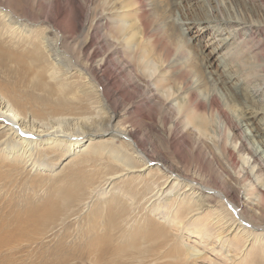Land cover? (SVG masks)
Listing matches in <instances>:
<instances>
[{
	"label": "bare ground",
	"instance_id": "obj_1",
	"mask_svg": "<svg viewBox=\"0 0 264 264\" xmlns=\"http://www.w3.org/2000/svg\"><path fill=\"white\" fill-rule=\"evenodd\" d=\"M10 2L13 1L3 0L2 4L7 6ZM48 2L50 10L57 12L53 19L49 9H44ZM82 3L87 6L89 0L33 3L34 11L35 5L39 7L34 21L51 18L60 25L70 11L76 13L71 30H66L61 39L47 27L28 26L14 20L9 12H0L1 28L7 35L0 36V44H21L14 53L0 46V119L6 121L0 122V154L10 165L22 166L24 170L30 162L35 167L53 157L57 160L75 155L74 151L81 149L83 137L92 135L101 139L95 147L103 149L98 158L108 155L104 173L94 171L96 176L84 184L83 171L77 168L81 163L71 165L74 167L70 175L78 189L67 197L65 205L43 213L44 227L55 221L58 213H62L63 223L84 210L86 201L96 192L100 203L116 209L118 226L110 225L108 236L113 241L115 230L133 238L141 233L146 239V232L152 228L161 237L160 242L155 240L138 249L141 264H260L250 261L258 252L256 248H264V231L258 230L264 215V162L255 161L258 148L239 147V153L247 152L254 158L249 169L244 160L240 167L235 152L228 147L227 135L228 130L238 129L237 120L225 105L214 94H209L207 100L199 98L194 91L198 88L191 86L186 75L174 76L165 69L169 57L160 65V55L154 60L147 49L135 44L133 39L144 36L148 30L146 12L135 0H128L120 8L113 4L108 7L111 1L103 0L102 13H95L85 40L77 46L74 37L83 27ZM16 10L24 11L19 5ZM109 14H114L105 21H111L108 29L112 33L107 39L111 43L100 37L105 23L101 19ZM120 45L127 52L124 62L131 65L130 60L135 58L138 63L130 69L135 79L127 80L123 75V70H128L124 63H113L111 67L112 55L123 53ZM105 46L107 50L103 52ZM22 58H28V65ZM34 64L40 73L33 71ZM126 102L124 114L133 117L134 122H116L122 117L118 109ZM108 132L112 143L104 139ZM258 132L264 136L263 130ZM236 141L234 138L232 143ZM40 146L49 147L43 152L45 156L40 155L45 159L42 161L37 158ZM186 150L198 157L193 168L184 154ZM100 175L103 182L128 175L133 186L129 190L118 188L117 194L108 198L98 191ZM234 185L246 189L249 203L241 201ZM122 208L125 213L118 210ZM103 225L99 223V227Z\"/></svg>",
	"mask_w": 264,
	"mask_h": 264
},
{
	"label": "rangeland",
	"instance_id": "obj_2",
	"mask_svg": "<svg viewBox=\"0 0 264 264\" xmlns=\"http://www.w3.org/2000/svg\"><path fill=\"white\" fill-rule=\"evenodd\" d=\"M11 1L13 2H10L7 7L2 4L3 0H0L2 14L9 12L8 14L14 20L28 26L43 29L47 27L52 35H57L60 39L61 35L67 34L66 30H71L76 18V13L70 11L67 17L61 19L60 25L57 24L51 20L57 16V12L50 10L51 6L48 2L44 9H49L51 18L48 21L42 18L34 21L35 12L39 10L36 5L35 11L32 9L36 0ZM135 1L145 10V22L148 25L144 36L133 39L135 44H139L142 50L147 49L154 60H158L160 55V65H164L161 61L166 56L169 57L168 66L164 65L165 69L172 72L174 76L186 75L192 83L191 86L198 88L199 92L196 88L194 91L199 98L207 100L209 94H214L225 105L235 121L237 120L238 129L228 130L227 135H229L228 147L235 152L240 167L243 160L248 163L245 165L246 169L254 164V158L251 155H247V152L244 154L238 152L241 145L249 149H253V146L258 148V157L255 161L258 159L257 162H264V136L258 132L264 131V0ZM102 2L103 0H89L87 6L81 4L83 27L74 37V43L77 46L85 40L86 30L95 13L98 12L99 15L102 13L100 12ZM108 2L110 3L108 7L113 4L116 8H120L127 4L128 0L120 2L108 0ZM18 5L24 11L18 12L16 10ZM113 17L114 14L103 17L102 23ZM117 22L120 23L118 19ZM38 24L46 26L40 27ZM1 27L0 23V36H7ZM109 27H111V21L105 22L100 30L103 41H107L112 33ZM69 41L71 42L72 39ZM18 44L21 46L20 43ZM18 44L15 41H3L0 46L14 53L21 48ZM121 45L119 49L123 53L112 55L111 67L114 64L118 66L125 64L128 70H123V75L128 77L127 80L135 79L130 69L138 63L135 58L130 60L131 65L124 62L123 57L127 55V52ZM106 50L105 46L103 52ZM22 59L28 65V58ZM147 63L148 60L145 59V65ZM33 71L40 73L36 64L33 65ZM149 102L152 101L149 100ZM126 104L127 102L118 109L122 117L116 122L127 124L134 122L133 117L124 114V110L128 107ZM94 107L97 106L94 105ZM0 122L6 123L3 119H0ZM234 138L237 140L236 144L232 143ZM90 139H92L91 142ZM104 139L114 142L110 132L105 134ZM44 140L49 139L44 138ZM100 140L99 137L92 135L84 136L81 149L74 151L77 152L75 155H63L64 157L57 160L53 157L55 164H52L50 160L33 167L34 164L30 162L24 170L22 166L10 165L0 154V264H141L138 260V249L155 240L161 241V237L152 232V228L146 232L149 235L146 239H143L144 234L141 233H136L138 237L133 238V235H122L118 230L112 232L116 237L115 241L109 238L110 225L118 226L114 213L116 209L109 207L108 203H100L97 198L99 194L96 192L92 199L86 201L84 210L63 223L61 220L64 217L62 213H58L56 220L44 227L43 213L48 209L57 210L61 205H65L68 201L67 197L78 189L74 183L75 178L70 175L74 167L71 165L81 163L77 168L83 171L81 175L83 184L87 183L90 177L96 176L93 174L94 171L104 173L103 165L106 164L108 155L98 158L103 154L102 148L99 150L95 148ZM115 144L118 145L119 142L115 141ZM47 149H49L47 146L39 147L37 155L39 160H45L41 159L40 155L45 156L46 153L43 152ZM97 150L99 153L96 152ZM184 154L193 168V161H196L198 157L187 150ZM70 160L74 161L66 165ZM17 164L21 165L22 162ZM68 169H70L69 173ZM257 169L258 167L251 174L252 177ZM262 169L264 179V167ZM230 172L236 175L234 171ZM123 176L111 182H103L102 175L98 176L100 194H106L109 198L117 194L118 188L131 189L132 178L128 175ZM130 176L133 177V175ZM258 184V188H261L260 182ZM240 186L233 187L239 192L241 201L249 203L251 199L247 196L246 189ZM261 189L264 190V187ZM152 201L145 207H149ZM118 210L125 213L124 208ZM100 222L104 223L102 227H99ZM48 228L52 230L49 233L46 230ZM258 230L264 231V215L259 220ZM262 250L256 248L259 253L256 252L254 257L252 256L250 260L252 263L264 264V248ZM120 253L122 254L119 255Z\"/></svg>",
	"mask_w": 264,
	"mask_h": 264
}]
</instances>
